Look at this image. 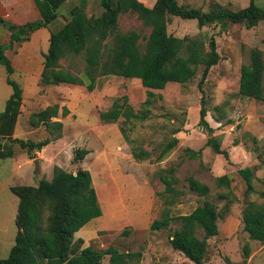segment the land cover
Listing matches in <instances>:
<instances>
[{
	"label": "rangeland",
	"instance_id": "1",
	"mask_svg": "<svg viewBox=\"0 0 264 264\" xmlns=\"http://www.w3.org/2000/svg\"><path fill=\"white\" fill-rule=\"evenodd\" d=\"M138 1L146 7L154 3V0ZM253 1L264 6V0ZM177 2L202 11L216 8L235 11L246 7L250 0ZM79 3L80 0H67L59 8L58 17L48 26V31L61 28L70 18V9ZM101 11L100 0H86L84 12L87 16H98ZM118 24L119 30L124 32L135 30L148 34L151 29L131 12L121 15ZM166 31L178 38L196 35L206 41L214 38L220 59L210 69L202 86L203 93L198 87L201 69L190 83H168L163 90H149L143 88L137 79L117 76L98 77L92 91L84 86L67 84L44 86L39 81L42 60L38 54L43 55L45 48L42 46L37 51L33 48L34 39L30 40L32 46L27 47L31 49H23L20 53L38 52L33 63L36 79L17 70L9 76L22 90L24 106L18 124L21 128L18 131L22 132L19 138L34 143L45 139L51 141L41 150L35 149L36 163L41 161L43 167L40 169L36 164L38 174L35 175V167L26 166L30 173L26 183L36 186L40 178L49 179L53 166L74 172L80 163L72 162L73 151L86 149L90 155H86L81 163L91 174L92 186L103 211L100 218L85 226L90 229L85 235L87 246L101 251L111 247L119 252H140L141 259L133 264H193L174 250L169 240L181 227L177 217L191 213L204 200H209L217 207L218 235L207 240L202 264H264V244L249 240L242 223V210L248 201L264 202L260 196L261 192L264 193V104L238 95L240 69L249 63L250 50L261 51L264 61V23L250 29L231 23L199 28L194 20L169 16ZM44 42L45 39L41 44ZM84 65L81 56L60 61L63 70L75 75H79ZM147 91H151L154 97L149 105L144 106ZM202 94L213 136L221 142L231 164L206 145L209 135L198 125ZM124 97L136 118L125 120L121 117L115 123L101 121L99 113L107 111L116 100L121 103ZM55 104L60 109L65 106L69 111L66 117H61L59 110L58 116L50 120L61 123L60 131L29 125L31 114ZM58 133L59 136L54 138ZM174 139L177 143L173 149L162 160H156ZM19 147L18 144V157L23 155ZM132 151H146L149 156L143 160L134 159ZM196 152L200 155L191 154ZM31 156L34 158V153ZM245 167H256L252 180L254 192L251 194L245 193L246 185L237 173ZM166 170L172 171L174 195L165 192V186L157 176L158 173L166 175ZM224 174L231 175L229 187L216 183V178ZM188 177L207 185L209 194L200 197L191 192ZM229 192L227 199H219L220 194ZM144 203L150 206V210L143 208ZM163 210L175 219L165 229L150 230V224L161 219ZM7 229L13 233L16 231L14 224ZM90 232H95L92 238ZM196 236L201 238L202 232L197 231ZM14 237L11 241L10 235L0 237L1 259L8 257ZM246 244L250 253L244 258ZM108 259V255L104 256L101 264H108Z\"/></svg>",
	"mask_w": 264,
	"mask_h": 264
},
{
	"label": "trees",
	"instance_id": "2",
	"mask_svg": "<svg viewBox=\"0 0 264 264\" xmlns=\"http://www.w3.org/2000/svg\"><path fill=\"white\" fill-rule=\"evenodd\" d=\"M32 1L39 18L23 25L9 24L11 44L28 41L33 32L48 28L57 19L60 6L67 0ZM85 5L86 0H81L70 9L69 20L58 30L50 32L47 52L42 55L40 84L84 86L92 91L98 77L117 76L137 79L143 88L149 90H163L168 83H190L201 69L198 87L203 93V83L210 69L220 59L215 40L211 37L206 41L201 35L183 38L172 36L166 31L168 17L194 20L199 28L231 23L250 29L264 23V6L256 5L253 0L246 7L235 11L217 8L202 11L179 5L177 0H154L151 7H146L138 0H100L101 13L90 17L84 12ZM126 12L135 14L146 27L151 28L150 32L143 34L135 30H119L118 21ZM6 48L0 45V64L8 74H12L10 61L4 55ZM77 56H81L85 63L79 75L60 67V61ZM263 81L262 53L258 49H251L249 63L240 69L238 95L264 104ZM7 84L12 94L0 119L9 115L22 100L19 85L10 78H7ZM146 95L144 106L149 105L154 97L151 91H147ZM59 110L61 117L69 114L65 106L61 109L57 104L47 106L30 115L29 125L33 128L44 126L49 131L52 127L60 131L61 123L50 121L58 116ZM206 115L202 94L198 125L209 135L206 145L231 164L228 153L221 148V142L213 136L214 131ZM121 117L125 120L136 118L125 97L121 103L116 100L107 111L99 113L100 120L105 123H115ZM58 136L59 133L54 138ZM50 141L45 139L34 143L17 140L29 155L34 149L41 150ZM176 143L177 139L169 143L156 160H162ZM87 154L86 149H75L72 162L78 165ZM191 154L199 156L200 152ZM132 156L143 160L149 154L146 151H132ZM255 170L256 167H245L237 171L246 185V194L254 192L252 180ZM171 172L166 170V175L158 173L157 176L164 184L165 192L174 195ZM230 182V174L216 178L218 186L229 187ZM187 183L189 190L196 195L205 197L209 194V187L193 177H188ZM10 191L18 198L16 235L8 257L0 258V264H101L106 255L109 256L108 264H133L141 259L140 252H119L111 247L101 251L87 246L76 254L71 253L74 234L102 214L88 170L77 167L74 172H68L53 166L49 179L42 177L36 186H13ZM229 194H220L219 199H227ZM260 196L264 198V193L261 192ZM218 217L216 205L209 200H204L191 213L177 217L181 227L170 237L171 247L193 264H202L207 240L218 235ZM174 219L167 210H163L161 219H155L149 228L152 231L165 229ZM242 223L249 240L264 244V202L258 204L248 201L242 210ZM197 231L202 232L201 238L196 236ZM249 253L250 247L246 244L243 257L247 258Z\"/></svg>",
	"mask_w": 264,
	"mask_h": 264
},
{
	"label": "crops",
	"instance_id": "3",
	"mask_svg": "<svg viewBox=\"0 0 264 264\" xmlns=\"http://www.w3.org/2000/svg\"><path fill=\"white\" fill-rule=\"evenodd\" d=\"M65 3H67V1ZM38 18L39 13L32 0H0V45L7 47L4 51V55L10 61L13 71L12 73L17 70L18 72L27 75V77L33 76L34 79H36V67L34 68L33 63L36 62L38 52H27L25 55L20 52L23 49H31L27 46H32L30 40L33 38V48L39 51L40 47L43 46L46 53L48 49L47 44L49 45L48 39L50 32L48 31V28H41L33 32L28 41L13 42L11 44L9 24L23 25L36 21ZM44 39L45 42L41 44ZM38 55H40V59L42 60L43 58L40 52ZM9 76L10 74H8L6 69L0 64V114L3 113L6 103L12 94V89L7 84V78H10ZM23 106V101L21 100L20 104L14 106L9 115L0 119V237L3 236L5 238V236L9 237L10 235V241L13 236L16 235V231L13 233V231L7 229V227H10L11 224L15 225L18 205V198L12 194L10 188L13 186L29 185L26 181L29 180L30 173L28 172V169H25L26 166L35 167V175L38 172H36V159L31 158V155L34 153L33 151L36 150L34 149L32 154L29 155L17 142V140H21L19 137H22V132H19L21 131V128H18V124L20 122V115ZM18 144L23 154L19 157L16 154V146ZM87 155H90V153ZM37 164L40 169L43 167L41 161ZM79 166L83 168V162L80 163ZM149 207L148 204L144 203L143 208L146 211L150 210ZM89 231V227H83L74 234V240L71 246L72 254H76L86 248L87 239H85V235H88ZM90 233L91 236H89L92 238V236L95 235V232ZM12 246L13 245L10 244L9 250Z\"/></svg>",
	"mask_w": 264,
	"mask_h": 264
},
{
	"label": "built area",
	"instance_id": "4",
	"mask_svg": "<svg viewBox=\"0 0 264 264\" xmlns=\"http://www.w3.org/2000/svg\"><path fill=\"white\" fill-rule=\"evenodd\" d=\"M36 157V151L34 152V158Z\"/></svg>",
	"mask_w": 264,
	"mask_h": 264
},
{
	"label": "water",
	"instance_id": "5",
	"mask_svg": "<svg viewBox=\"0 0 264 264\" xmlns=\"http://www.w3.org/2000/svg\"><path fill=\"white\" fill-rule=\"evenodd\" d=\"M37 163L35 162V165H36Z\"/></svg>",
	"mask_w": 264,
	"mask_h": 264
}]
</instances>
